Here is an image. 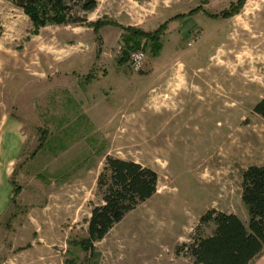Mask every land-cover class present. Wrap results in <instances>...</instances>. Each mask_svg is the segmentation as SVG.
<instances>
[{
	"label": "rangeland",
	"instance_id": "obj_1",
	"mask_svg": "<svg viewBox=\"0 0 264 264\" xmlns=\"http://www.w3.org/2000/svg\"><path fill=\"white\" fill-rule=\"evenodd\" d=\"M165 22L158 55L119 61L122 27ZM263 96L264 0H96L85 22L37 31L0 0V264H65L69 249L83 261L71 242L101 202L107 155L154 170L157 191L94 243L96 263L194 264L207 210L247 222L241 174L264 164Z\"/></svg>",
	"mask_w": 264,
	"mask_h": 264
},
{
	"label": "trees",
	"instance_id": "obj_2",
	"mask_svg": "<svg viewBox=\"0 0 264 264\" xmlns=\"http://www.w3.org/2000/svg\"><path fill=\"white\" fill-rule=\"evenodd\" d=\"M11 2L29 17L34 31L47 24L85 22L87 13L96 8V0ZM91 25L98 36L101 24L96 21ZM166 26L165 22L154 33L122 27L126 32L120 38L122 57L119 61L126 62L128 51L147 45L153 56L158 55L161 47L158 38ZM253 111L264 117V96L256 102ZM157 179L156 172L149 167L131 159L107 155L96 181L101 202L91 209L86 236L71 242V246L84 252V259L79 261L72 255L74 250L69 249L65 264H97L94 243L101 241L127 213L156 193ZM241 200L248 215L246 223L234 213L215 209L207 210L200 217V223L211 221L214 229L210 235L199 236L187 246L194 264H252L264 252V164L249 165L242 171Z\"/></svg>",
	"mask_w": 264,
	"mask_h": 264
},
{
	"label": "built area",
	"instance_id": "obj_3",
	"mask_svg": "<svg viewBox=\"0 0 264 264\" xmlns=\"http://www.w3.org/2000/svg\"><path fill=\"white\" fill-rule=\"evenodd\" d=\"M189 45L191 43H188ZM144 59V53L142 51H134L129 56V63L132 68L138 69L141 67V64Z\"/></svg>",
	"mask_w": 264,
	"mask_h": 264
},
{
	"label": "crops",
	"instance_id": "obj_4",
	"mask_svg": "<svg viewBox=\"0 0 264 264\" xmlns=\"http://www.w3.org/2000/svg\"><path fill=\"white\" fill-rule=\"evenodd\" d=\"M181 72V76H184L185 78H186V76H187V73L186 72H184V71H180ZM180 72H179V74H180ZM185 73V74H184ZM186 75V76H185ZM184 88V87H183ZM189 88V87H188ZM5 185L3 186V188L2 189H0V193H1V195H0V203L3 201V199L5 198V196H6V192H5ZM252 264H264V252L259 256V257H257L253 262H252Z\"/></svg>",
	"mask_w": 264,
	"mask_h": 264
}]
</instances>
